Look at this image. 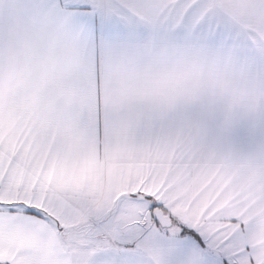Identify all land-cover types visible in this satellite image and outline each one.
Segmentation results:
<instances>
[{
    "label": "snow or ice",
    "instance_id": "snow-or-ice-1",
    "mask_svg": "<svg viewBox=\"0 0 264 264\" xmlns=\"http://www.w3.org/2000/svg\"><path fill=\"white\" fill-rule=\"evenodd\" d=\"M28 21L70 33L78 70L0 97V264H264V0H0V47ZM144 41L199 51L219 86L114 106L107 54ZM93 142L130 166L103 209L58 179ZM94 210L83 247L45 253Z\"/></svg>",
    "mask_w": 264,
    "mask_h": 264
},
{
    "label": "crops",
    "instance_id": "crops-1",
    "mask_svg": "<svg viewBox=\"0 0 264 264\" xmlns=\"http://www.w3.org/2000/svg\"><path fill=\"white\" fill-rule=\"evenodd\" d=\"M11 2V0H9ZM245 3L249 0H225ZM10 51L8 52V48ZM1 51V60L8 67L0 82V97L16 96L38 81L49 77L72 81L78 70L77 41L70 33L37 31L30 21L21 24L12 40ZM216 64L199 51L177 45L138 44L112 47L106 58L105 86L114 106H133L143 102L181 99L191 102L201 95L211 96L219 86L221 73ZM17 75V77H16ZM73 94L71 99H77ZM130 166L118 152L97 150L95 143L68 161L58 176L60 182L74 186L87 184L94 195L89 201L94 209H103L110 193L127 178ZM93 218L100 212L93 211ZM75 222L83 216L74 214ZM71 217V218H72ZM80 217V218H78ZM82 217V218H81ZM72 223H66V226ZM47 250L75 253L62 240L60 232L52 229L40 241Z\"/></svg>",
    "mask_w": 264,
    "mask_h": 264
},
{
    "label": "rangeland",
    "instance_id": "rangeland-1",
    "mask_svg": "<svg viewBox=\"0 0 264 264\" xmlns=\"http://www.w3.org/2000/svg\"><path fill=\"white\" fill-rule=\"evenodd\" d=\"M5 47L6 46L0 47V82H1V73L3 74L2 78H4L6 67H8V63H6L5 59L2 58L1 60V54H2L1 51L2 49L5 50ZM7 48H8V45H7ZM9 51H10V47L8 48V52ZM93 214H95V212H92L89 216L82 215L83 219L82 220L78 219L76 222H75L74 217L68 220L67 223H72V224L69 226H66L65 224V228L60 232L62 240L66 242L68 240L70 241L68 246L75 247V246H80V245L84 246L86 244L85 234L87 233L88 226L91 223V220L94 219Z\"/></svg>",
    "mask_w": 264,
    "mask_h": 264
}]
</instances>
